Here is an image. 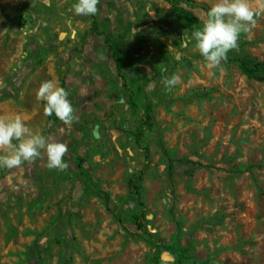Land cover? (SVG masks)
<instances>
[{
  "label": "rangeland",
  "instance_id": "374dc122",
  "mask_svg": "<svg viewBox=\"0 0 264 264\" xmlns=\"http://www.w3.org/2000/svg\"><path fill=\"white\" fill-rule=\"evenodd\" d=\"M77 2L0 0V116L68 145L64 171L43 150L0 168V264H264V81L238 62L264 61V0L219 68L184 18L201 28L216 0H101L96 15ZM47 80L71 124L37 100ZM141 170L144 213L129 188Z\"/></svg>",
  "mask_w": 264,
  "mask_h": 264
},
{
  "label": "clouds",
  "instance_id": "9594fccd",
  "mask_svg": "<svg viewBox=\"0 0 264 264\" xmlns=\"http://www.w3.org/2000/svg\"><path fill=\"white\" fill-rule=\"evenodd\" d=\"M101 0H78L73 5L77 15H96ZM264 10V5L261 6ZM260 13L253 10L250 0H216L207 13L201 28L191 33L195 49L207 62L209 68H219L227 60L229 51L238 48L241 33L250 32L256 27V17ZM181 43H186L185 36ZM180 81V76L173 74L166 77L165 85L170 89ZM0 87H4L0 82ZM68 92L54 81H43L36 93L38 101H45L46 115H55L65 124L74 119V108L68 99ZM96 134L95 132L93 133ZM18 141L14 144L13 141ZM46 153L47 167L64 171L68 164L64 156L68 145L53 137L33 133L20 115L14 118L0 116V168L13 169L28 163L32 164Z\"/></svg>",
  "mask_w": 264,
  "mask_h": 264
},
{
  "label": "trees",
  "instance_id": "16d2710c",
  "mask_svg": "<svg viewBox=\"0 0 264 264\" xmlns=\"http://www.w3.org/2000/svg\"><path fill=\"white\" fill-rule=\"evenodd\" d=\"M169 1L172 5L174 11L176 12V9L178 7V0H169ZM202 8H203V10L207 11L206 7H202ZM184 18H185L190 29L196 30V29L200 28L198 20L195 17H192L190 15H185ZM93 24H94L93 27L95 29V32H98V27H97L96 23L93 22ZM227 60H228V57H227ZM238 62H239V66H240L241 70L243 71V73L246 76H248L250 78H254V79L259 80V81H264V61H252L248 58H241V59H238ZM116 68L118 70L119 76L124 80V77L121 73V67H120V64L118 62L116 63ZM136 144L139 147V149H141V151L143 152L144 157L147 160L146 162H148L150 159L149 148L143 144L142 133L137 134ZM169 167L172 169V164H170ZM142 175H143V170H141L137 179H131L129 181V188H130V192L132 194V197L134 198V200L136 202L137 208L140 209L144 213L145 208H144V203L141 199L140 188L138 187V185L135 181V180H141ZM136 226H137L138 230L146 232V233L148 232L142 222L138 221Z\"/></svg>",
  "mask_w": 264,
  "mask_h": 264
}]
</instances>
